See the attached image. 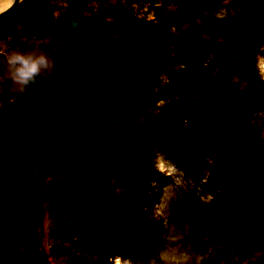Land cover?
Masks as SVG:
<instances>
[{
  "label": "rangeland",
  "instance_id": "374dc122",
  "mask_svg": "<svg viewBox=\"0 0 264 264\" xmlns=\"http://www.w3.org/2000/svg\"><path fill=\"white\" fill-rule=\"evenodd\" d=\"M34 46L82 82L80 107L48 145L40 108L0 102V167L21 187L0 264H264V0H23L0 20V58ZM174 154L186 183L160 210Z\"/></svg>",
  "mask_w": 264,
  "mask_h": 264
},
{
  "label": "water",
  "instance_id": "95a60500",
  "mask_svg": "<svg viewBox=\"0 0 264 264\" xmlns=\"http://www.w3.org/2000/svg\"><path fill=\"white\" fill-rule=\"evenodd\" d=\"M23 0H12L11 3L2 11H0V20L10 14ZM62 22L70 28L72 32H77L83 27V20L81 14L74 8L70 9L62 16ZM49 87H59L63 85L67 92H71L69 98L73 99L71 105L65 103L51 102L50 106L39 104L42 103L38 99V92H33L30 99H28L35 106L40 108L42 113L51 120L59 119L62 114L67 111L71 115H76L80 107V99L82 92V82L76 81L73 85L69 78L65 75L59 76L54 82L46 84ZM233 88L231 85L229 89ZM38 100V101H36ZM238 116L243 117L248 113L246 104L238 105L235 109ZM184 115L181 111L170 110L167 113V124L170 127H178L183 123ZM14 133L17 137H26L28 133L27 118L21 114L14 116L12 120ZM21 197L20 181L17 176L5 166L0 167V217L9 218L14 215L16 207Z\"/></svg>",
  "mask_w": 264,
  "mask_h": 264
},
{
  "label": "clouds",
  "instance_id": "9594fccd",
  "mask_svg": "<svg viewBox=\"0 0 264 264\" xmlns=\"http://www.w3.org/2000/svg\"><path fill=\"white\" fill-rule=\"evenodd\" d=\"M57 62L39 46L17 48L0 58V102L30 99L34 91L54 82ZM36 139L52 145L55 138L51 119L41 120L34 129Z\"/></svg>",
  "mask_w": 264,
  "mask_h": 264
},
{
  "label": "bare ground",
  "instance_id": "6f19581e",
  "mask_svg": "<svg viewBox=\"0 0 264 264\" xmlns=\"http://www.w3.org/2000/svg\"><path fill=\"white\" fill-rule=\"evenodd\" d=\"M11 1L12 0H0V11L5 9L11 3ZM36 92H38L39 95H37ZM36 92H35V94L37 95L38 99L42 101V103L39 102L38 100H36V101H38L39 104H43L42 107L44 105L50 106L51 102H53V103L57 102V104L58 103H65L66 105H71L73 102V99L69 98V96L71 95V92L70 91L67 92L63 85H61V86L59 85V87H49V86L45 85L42 90L36 91ZM158 168L164 174V177H163V179L160 180L162 183V186H163V192L161 194V197H160V200H159L157 206H159L160 210H164V208H166L168 206L169 202L176 199L175 193L170 191L172 188V185L175 184L176 187H178L180 185H181L180 187L185 186L186 182L183 181V182H185V183H183L182 178H184V175L186 174V171L188 168L184 164L182 165L181 162L177 163L175 154L174 155H168V156L166 155L165 157H161L160 161H159ZM173 236L171 234V237H173ZM171 237H170V239L172 240L173 238H171ZM165 240H166V243L169 242L168 241V234L165 235ZM163 248H164L163 245L159 246V249H158L159 254L164 255L167 253L168 256L171 255L170 252L164 251ZM171 251H172V249H171ZM171 256H173V254ZM179 257H181V256H179ZM173 259H174V257H173ZM175 259H176V257H175ZM168 260H170V259H168ZM168 260H167V262H168ZM170 262H172V261H170ZM115 264H122L121 259L118 258L115 261Z\"/></svg>",
  "mask_w": 264,
  "mask_h": 264
}]
</instances>
